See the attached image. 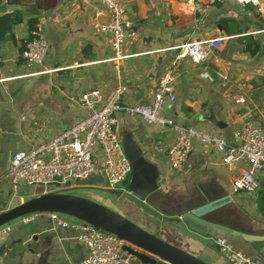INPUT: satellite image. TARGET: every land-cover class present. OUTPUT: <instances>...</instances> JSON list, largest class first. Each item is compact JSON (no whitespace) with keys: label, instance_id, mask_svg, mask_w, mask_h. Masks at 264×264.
Wrapping results in <instances>:
<instances>
[{"label":"crops","instance_id":"0c3cea01","mask_svg":"<svg viewBox=\"0 0 264 264\" xmlns=\"http://www.w3.org/2000/svg\"><path fill=\"white\" fill-rule=\"evenodd\" d=\"M120 1L131 21L123 49L134 54L115 64L106 60L112 54L110 32L92 26L95 20H106L105 14L98 13L104 7L100 1L0 0V15L11 11L22 15L13 35L0 42V211L13 195L28 197L44 191L38 184L12 187L7 177L10 157L83 117L81 92L98 87L104 93L124 83L123 103L150 101L177 54L168 80L176 98L163 106L164 115L173 122L217 133L234 143L236 126L244 119L257 123L264 113V0H219L203 13L196 12L193 4L204 0ZM57 12L60 15L54 18ZM30 21L42 22L41 33L49 44L41 62H28L20 54ZM219 36L226 38L217 45L204 44L207 53L200 62H194L185 48L176 47L191 39ZM223 80L226 86L221 85ZM115 131L131 161L125 179L111 188L92 179L74 181L70 192L83 188L82 195L160 238L212 264H231L220 249L217 252L184 236L169 220L206 207L203 217L240 231L214 230V239L223 235L234 248L264 264V198L263 211L259 208L264 168L255 170L259 182L255 191H235L233 181L248 165L244 159L223 163V150L194 137L184 168L176 171L165 153L175 137L172 125L147 123L138 114L119 110ZM94 159L96 168L89 177H103L99 149ZM124 191L151 205L161 218L120 198ZM63 216L75 225H55L48 211H37L29 220L19 216L9 221V230L0 232V264H49V260L82 264L88 249L77 239L80 220ZM132 262L169 264L157 257L155 262L136 258Z\"/></svg>","mask_w":264,"mask_h":264},{"label":"built area","instance_id":"2783aa9c","mask_svg":"<svg viewBox=\"0 0 264 264\" xmlns=\"http://www.w3.org/2000/svg\"><path fill=\"white\" fill-rule=\"evenodd\" d=\"M98 1L104 5L98 13L105 14L106 20H95L92 26L96 31L110 32L112 54L106 60L117 64L121 59L134 54L123 49L131 21L125 16V5L120 0ZM216 1L219 0L195 2L193 9L203 13ZM59 15V12L55 13L54 18ZM41 32L42 22L37 21L29 29L28 36L23 39L20 54L28 62H41L47 53L49 44ZM224 38L226 36L191 39L176 47L185 48L194 62H200L207 53L204 44L217 45ZM179 56L177 54L171 60L169 69L156 83L150 101L123 103L122 95L127 88L124 83L113 85L104 93H101L98 87L81 92L78 102L86 110L83 117L62 128L51 138L41 140L30 148L18 150L11 155L7 177L12 187L16 188L21 184L45 185L50 181H59L63 184L67 180L72 183L75 180L86 179L96 168L95 149H99L102 154L101 168L104 180L109 187H116L131 169V161L115 131L116 113L122 110L130 115H140L147 123L169 124L174 127V140L165 150L172 169L181 171L184 168L191 140L195 137L203 143L223 150L221 156L223 163L244 159L248 165L234 179L233 189L255 191L259 185L255 170L264 168V113L257 123L249 119L239 123L234 130V143H227L224 137L217 133L173 122L164 115L163 106L167 101L171 102L176 98L168 80ZM221 85L226 86V80L221 81ZM34 213L21 215L22 219L29 220ZM48 214L55 225H75L64 218L63 215L67 214L56 210H50ZM79 220L76 224L77 239L88 249L82 264H133L131 255L125 249V245L128 244L125 239L90 222ZM9 228L10 223L6 222L0 225V232H6ZM214 241L231 264H259L254 258L234 248L225 236L218 235Z\"/></svg>","mask_w":264,"mask_h":264},{"label":"water","instance_id":"95a60500","mask_svg":"<svg viewBox=\"0 0 264 264\" xmlns=\"http://www.w3.org/2000/svg\"><path fill=\"white\" fill-rule=\"evenodd\" d=\"M89 179L97 180L105 188H111L102 176H91L85 180H75V182H82L83 180L86 182ZM38 185H42L44 191L30 194L28 197L12 196L8 207L0 211V225L26 213L56 210L117 234L128 242L125 249L131 257L142 263L155 262L157 257L169 264H212L204 258L160 238L103 203L77 193L68 192L71 188V181L69 180L63 184L59 181H50L45 185ZM61 186L65 187L60 188ZM120 198L131 201L137 208L153 217L161 218V214L156 209L130 192L120 193ZM205 208L187 210L169 220L174 222L175 230L179 233L221 252L215 245L212 232L215 230L240 234V231L203 217ZM48 262L49 264H56L51 260Z\"/></svg>","mask_w":264,"mask_h":264},{"label":"trees","instance_id":"16d2710c","mask_svg":"<svg viewBox=\"0 0 264 264\" xmlns=\"http://www.w3.org/2000/svg\"><path fill=\"white\" fill-rule=\"evenodd\" d=\"M22 19V15L19 11H11L8 13H3L0 15V42L1 40L11 37L13 35V26L17 23H19ZM30 27L34 25V23L30 21ZM258 49V45L255 46L253 49L255 52ZM252 50V51H253ZM264 196L261 197L260 203H259V208H261V211H263V206H262V201H263ZM264 212V211H263Z\"/></svg>","mask_w":264,"mask_h":264},{"label":"rangeland","instance_id":"374dc122","mask_svg":"<svg viewBox=\"0 0 264 264\" xmlns=\"http://www.w3.org/2000/svg\"><path fill=\"white\" fill-rule=\"evenodd\" d=\"M70 190H71V189H69L68 192H70ZM75 191H76L78 194L82 195V193H83L85 190L82 188V189H76ZM93 191L96 192L97 190L94 189ZM83 196H85V195H83ZM86 197H88V196H86ZM89 198H91V197H89ZM91 199H93V198H91ZM94 200H95V199H94ZM97 201H98V200H97Z\"/></svg>","mask_w":264,"mask_h":264}]
</instances>
